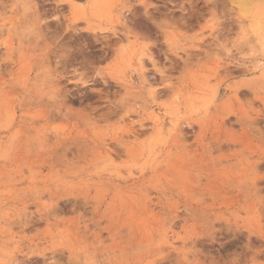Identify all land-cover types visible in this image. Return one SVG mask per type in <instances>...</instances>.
<instances>
[{"label":"rangeland","instance_id":"obj_1","mask_svg":"<svg viewBox=\"0 0 264 264\" xmlns=\"http://www.w3.org/2000/svg\"><path fill=\"white\" fill-rule=\"evenodd\" d=\"M74 1L0 0V264H264L263 0Z\"/></svg>","mask_w":264,"mask_h":264},{"label":"snow or ice","instance_id":"obj_2","mask_svg":"<svg viewBox=\"0 0 264 264\" xmlns=\"http://www.w3.org/2000/svg\"><path fill=\"white\" fill-rule=\"evenodd\" d=\"M234 7L241 9V15H245L244 9L246 8H251L250 4H245V3H236ZM237 41L240 44H244L245 42H250V33H247L245 31H241L240 35L237 36Z\"/></svg>","mask_w":264,"mask_h":264},{"label":"bare ground","instance_id":"obj_3","mask_svg":"<svg viewBox=\"0 0 264 264\" xmlns=\"http://www.w3.org/2000/svg\"><path fill=\"white\" fill-rule=\"evenodd\" d=\"M74 1V0H73ZM232 2H234V3H245V4H250L251 5V8H246V9H244V12L245 13H247V14H251V9H252V6H254L255 5V2H256V0H231ZM77 5H81V3H79V2H76V1H74ZM263 3H264V0H263ZM258 11V10H257ZM257 11L255 12V15H256V13H257ZM255 15H254V17H255ZM255 27H256V31H258V32H260V31H262V32H264V23L263 22H258L256 25H255Z\"/></svg>","mask_w":264,"mask_h":264}]
</instances>
